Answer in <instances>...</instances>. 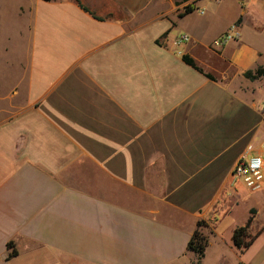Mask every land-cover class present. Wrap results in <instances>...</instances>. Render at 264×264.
I'll use <instances>...</instances> for the list:
<instances>
[{
	"label": "crops",
	"instance_id": "crops-1",
	"mask_svg": "<svg viewBox=\"0 0 264 264\" xmlns=\"http://www.w3.org/2000/svg\"><path fill=\"white\" fill-rule=\"evenodd\" d=\"M78 1L100 20L77 0H0L4 39L28 46L0 73V264H197L198 222L205 264L215 224L250 201L228 237L245 255L264 234V180L250 199L229 182L264 143V77H244L264 71V0L106 15ZM234 26L239 40L213 51ZM251 211L257 238L240 252L232 235Z\"/></svg>",
	"mask_w": 264,
	"mask_h": 264
},
{
	"label": "rangeland",
	"instance_id": "rangeland-1",
	"mask_svg": "<svg viewBox=\"0 0 264 264\" xmlns=\"http://www.w3.org/2000/svg\"><path fill=\"white\" fill-rule=\"evenodd\" d=\"M151 0H88V4L92 9L99 12L102 15H106L105 10L109 6L123 5L127 3L129 6H132L133 9L145 8L148 6ZM183 1V0H181ZM109 3V4H108ZM156 2L153 3L155 7ZM6 31H0V73L5 74L9 73L13 68L10 67V62L13 61V58L8 57H27V44H13L7 43L4 39ZM8 58V60H7ZM9 63V64H8ZM262 110V108H261ZM264 176V174H263ZM233 180L229 182V187L236 190L240 196L251 198L256 197L257 193L249 194L243 187L242 184L236 183L233 185ZM251 206L250 201H245L242 204L238 205V208L231 213V215L224 217L221 216L219 221L215 224L217 234L222 240L220 243L219 239L211 240L213 245L212 249L209 252V256L206 259L205 264H264V255L261 253L264 249V234L257 240L255 246L249 250L245 255L240 256L233 248L229 247V236L232 231L233 226H241L247 217V208ZM260 213V209L255 211L257 215ZM255 215V216H256ZM259 229V227H258ZM264 227L260 226V231H263ZM207 232L205 233V235Z\"/></svg>",
	"mask_w": 264,
	"mask_h": 264
},
{
	"label": "built area",
	"instance_id": "built-area-1",
	"mask_svg": "<svg viewBox=\"0 0 264 264\" xmlns=\"http://www.w3.org/2000/svg\"><path fill=\"white\" fill-rule=\"evenodd\" d=\"M213 1L217 2L219 0ZM239 38L240 33L237 27L234 26L224 36L215 40L211 45V49L215 52L221 51L229 43L237 41ZM189 41V37L180 35L173 41V47L181 49ZM180 54L182 53L180 52ZM262 114L264 115V109L262 110ZM262 153H264V143H261L259 147L252 145L247 147L231 173V178L234 181L233 185L236 183L242 184L244 189L250 194L258 193L263 189L264 156Z\"/></svg>",
	"mask_w": 264,
	"mask_h": 264
},
{
	"label": "trees",
	"instance_id": "trees-1",
	"mask_svg": "<svg viewBox=\"0 0 264 264\" xmlns=\"http://www.w3.org/2000/svg\"><path fill=\"white\" fill-rule=\"evenodd\" d=\"M42 1L53 2L55 0H42ZM183 1H187V0H183ZM77 3L79 4V6L81 7V9L83 11L90 14L94 19L100 20L94 14L90 13L86 8H84L78 0H77ZM182 60L187 66L198 71L194 62L189 57L182 56ZM244 77L248 80H256L258 78L264 77V71L259 69V70H256L254 73L248 72L244 75ZM208 78L212 79L210 77H208ZM253 215H254V211H251L250 212L251 217L248 219L247 223L243 227L237 228L233 232V235H232L233 247L240 252H245L246 250H248L257 238V237H250V235H249V230H250V227L253 223ZM205 226L206 225L204 222H198L197 223V229L193 233V235H192V237L189 240L188 245H187V251L195 255V257L197 259V264L201 263L202 259L204 258V255H205V250L208 246V235H205L202 232V230L205 228ZM8 249L12 250L13 245L9 244ZM15 255H16V253L13 251L10 256L13 257Z\"/></svg>",
	"mask_w": 264,
	"mask_h": 264
}]
</instances>
